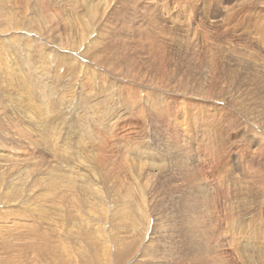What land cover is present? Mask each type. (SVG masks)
I'll list each match as a JSON object with an SVG mask.
<instances>
[{
    "label": "rangeland",
    "instance_id": "rangeland-1",
    "mask_svg": "<svg viewBox=\"0 0 264 264\" xmlns=\"http://www.w3.org/2000/svg\"><path fill=\"white\" fill-rule=\"evenodd\" d=\"M201 2L0 0V264H264V0Z\"/></svg>",
    "mask_w": 264,
    "mask_h": 264
},
{
    "label": "bare ground",
    "instance_id": "bare-ground-1",
    "mask_svg": "<svg viewBox=\"0 0 264 264\" xmlns=\"http://www.w3.org/2000/svg\"><path fill=\"white\" fill-rule=\"evenodd\" d=\"M252 3V2H251ZM194 34V33H193ZM145 50V49H144ZM177 146V145H176ZM173 151V150H172ZM175 151V150H174ZM178 156V155H177ZM198 207H200V206H198ZM194 219V218H193ZM188 223H190V222H188ZM187 224V223H186ZM191 224V223H190ZM226 225V224H225ZM231 226V225H230ZM234 231V230H233ZM190 232V231H189ZM252 232V231H251ZM242 234H244V233H242ZM254 235V234H253ZM242 236V235H241ZM240 237V236H239ZM249 238V237H248ZM251 239H252V237H251ZM251 241V240H250ZM258 242H261V241H258ZM245 243V242H244ZM242 244V243H241ZM264 244V243H263ZM243 245V244H242ZM237 246V245H236ZM257 246V245H256ZM258 246H259V244H258ZM204 248V247H203ZM206 251V250H205ZM236 252V251H235ZM264 260V259H263Z\"/></svg>",
    "mask_w": 264,
    "mask_h": 264
}]
</instances>
